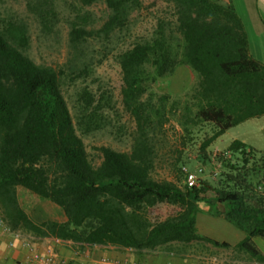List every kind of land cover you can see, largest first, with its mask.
I'll use <instances>...</instances> for the list:
<instances>
[{
  "label": "trees",
  "instance_id": "trees-1",
  "mask_svg": "<svg viewBox=\"0 0 264 264\" xmlns=\"http://www.w3.org/2000/svg\"><path fill=\"white\" fill-rule=\"evenodd\" d=\"M24 1L41 31L52 33L55 2ZM99 2L109 14L99 29L89 28L92 17L84 9ZM166 2L169 17L158 18L148 38H132L120 50L142 1L79 0L68 21L67 73L29 57L25 25L0 26V219L12 232L78 253L98 247L144 257L158 250L182 255L174 245L193 243L230 248L198 234L197 215L210 214L245 235L237 251L264 263L253 244L264 241V155L235 140L222 151L230 157L218 158L220 169L212 177L209 151L230 129L264 117V64L251 57L231 3ZM91 42L117 52L121 104L135 126L129 150L101 146L99 164L82 137L111 127L112 95L83 87L73 116L62 92L64 79L85 81L93 72ZM182 66L196 75L195 84L177 96L160 92ZM174 125L180 135L172 167L183 180L185 169H203L198 187L153 178L166 128ZM121 130L109 133L120 141ZM186 149L196 153L199 165L193 170L186 166ZM45 202L57 206L65 220L33 219L31 212Z\"/></svg>",
  "mask_w": 264,
  "mask_h": 264
},
{
  "label": "rangeland",
  "instance_id": "rangeland-1",
  "mask_svg": "<svg viewBox=\"0 0 264 264\" xmlns=\"http://www.w3.org/2000/svg\"><path fill=\"white\" fill-rule=\"evenodd\" d=\"M55 2V11L57 12L58 21L52 33L45 34L41 31V26L33 15L28 11L26 2L24 0H0V26L4 27L10 23L14 25H25L30 33V47L27 52L29 57L40 65L52 67L53 69H63L68 65L71 59V49L69 48V25L68 21L72 17L73 6H79V0H53ZM143 3V10L133 15V20L130 27L129 36L122 40L119 49L125 47V43H129L132 38H148L153 31L158 18L169 17V6L166 0H141ZM85 11L91 14L89 28L99 29L107 18L109 12L106 5L102 2L96 3L91 7L85 8ZM89 50L92 54L94 70L85 81L70 82L64 79L62 83V92L68 103V106L74 116L73 105L76 99L77 92L83 87H88L94 92L106 91L112 95L115 103V111L109 112V119L112 122L108 131L97 133L90 137H82L85 144L86 151L94 164L100 163V153L97 149L101 146H108L114 150L127 152L130 147V135L134 131V123L123 110L121 104V90L123 87L121 71L117 65L114 56L116 51L112 54L102 51L98 43H89ZM197 81L196 75L185 66L176 70L173 76L168 80L169 84H164L160 89L168 91L172 95L177 96L183 94L186 90L191 88ZM264 128V117L258 120H253L246 124L230 129L225 135L217 139L209 151L218 149L224 151L233 142L234 138L244 137L251 143H257V130ZM112 129L115 133L122 129V136L118 141L115 136L111 135L109 131ZM166 132V139L163 147L159 150V159L156 163V169L153 172V178L157 181H171L178 185H183V178L179 177L177 172L173 169L172 163L175 159V154L178 146V138L180 129L174 125L168 126ZM261 135L259 145L264 146V132ZM184 158L188 161L187 168L195 169L199 164L196 162V153L194 150H184ZM26 200V196H24ZM32 205L36 202L27 201ZM31 205V206H32ZM33 219H46L52 221L65 220L62 211L55 205L45 202L36 205L31 212ZM22 234V233H21ZM23 235V234H22ZM28 235V234H26ZM33 241L42 243V241ZM258 241L261 240L256 238ZM263 241V240H262ZM176 249L181 251L182 255H195L200 257L202 261L208 255L205 246L188 245L180 246L174 245ZM163 253V252H161ZM200 260V262H201Z\"/></svg>",
  "mask_w": 264,
  "mask_h": 264
},
{
  "label": "crops",
  "instance_id": "crops-1",
  "mask_svg": "<svg viewBox=\"0 0 264 264\" xmlns=\"http://www.w3.org/2000/svg\"><path fill=\"white\" fill-rule=\"evenodd\" d=\"M219 1L221 3H231L234 6L245 28L251 57L264 64V0ZM258 119H252L240 125ZM263 132L264 128L257 130V143H251L244 137L234 138L233 141H240L254 151L264 155V146L258 144V141L260 142L261 140L260 134ZM196 228L199 235L218 243H227L230 245V248H216L204 243L191 244L205 246L209 254L206 255L204 261L195 255H167L164 252L161 253V250L144 257H137L130 252L119 253L111 248L98 247L92 248L85 253H78L72 250L71 247L61 246L56 242H35L30 235L24 233H22L23 235L20 234L18 239H15L12 234L7 233L0 227V264H34L29 260L31 253L37 252L44 254L49 247H53L59 257L67 264H101L102 261L107 259L120 264L138 262L147 264H214L212 262L214 258L218 259L219 264H260L252 260L247 254L235 249V246L244 239L245 235L222 218L212 217L210 214H198ZM26 240H30L29 249L23 246ZM12 241L14 245L10 247ZM253 244L264 259V241L253 239Z\"/></svg>",
  "mask_w": 264,
  "mask_h": 264
},
{
  "label": "built area",
  "instance_id": "built-area-1",
  "mask_svg": "<svg viewBox=\"0 0 264 264\" xmlns=\"http://www.w3.org/2000/svg\"><path fill=\"white\" fill-rule=\"evenodd\" d=\"M230 157L229 153H222V151H219L218 149H215L212 151L211 155V163H212V170L211 175L212 177H216L217 172L220 169V163L218 162L219 157ZM203 169L199 168L197 171H189L185 169L184 171V184L188 188H194L198 187L199 179L202 176ZM0 227L4 229L7 233H10L14 236L15 239H18L20 237L19 232H12L10 229L3 223V221L0 219ZM30 241V240H29ZM29 241L26 240V242L23 243V246L25 248L30 247ZM56 242V241H55ZM57 243V242H56ZM14 242L12 241L10 243V247H13ZM30 262L34 264H67L63 259H61L58 255V253L55 251L53 247H49L46 249V252L44 254L33 252L31 253L29 257ZM218 259L214 258L212 259V262L214 264H219ZM101 264H120L118 262H113L112 260H105L102 261ZM131 264H147V263H131Z\"/></svg>",
  "mask_w": 264,
  "mask_h": 264
}]
</instances>
